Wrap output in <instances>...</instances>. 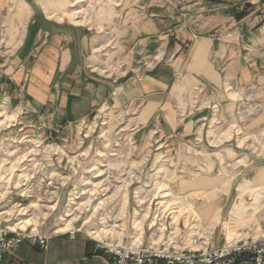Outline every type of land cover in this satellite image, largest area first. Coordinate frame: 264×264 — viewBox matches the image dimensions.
Listing matches in <instances>:
<instances>
[{"label":"crops","instance_id":"0c3cea01","mask_svg":"<svg viewBox=\"0 0 264 264\" xmlns=\"http://www.w3.org/2000/svg\"><path fill=\"white\" fill-rule=\"evenodd\" d=\"M112 1L110 25L98 30L53 19L36 0H0L1 107L48 126L85 121L102 106L108 116L135 113L142 152L152 138L178 162L192 151L189 178L236 184L221 208L230 194L257 197L236 231L264 230V153L251 149L258 140L264 150V0ZM49 236L46 249L23 240L4 264L102 263L84 235Z\"/></svg>","mask_w":264,"mask_h":264},{"label":"rangeland","instance_id":"374dc122","mask_svg":"<svg viewBox=\"0 0 264 264\" xmlns=\"http://www.w3.org/2000/svg\"><path fill=\"white\" fill-rule=\"evenodd\" d=\"M36 1L43 9L51 8L53 19L98 30L110 25L114 3ZM102 68L115 75L110 65ZM104 109L102 106L85 121L48 126L42 120L16 119L14 113L10 114L14 118L9 117L0 104L1 228L38 231L48 240L52 233L81 234L94 243L156 246L165 242L176 249L201 250L238 235L237 221L248 224L252 220L257 208L250 202H258L252 192L250 200L230 194L221 208V194L228 188L234 192L236 184L220 176L189 178V170L196 169L188 160L192 151L186 149L178 162L149 136L145 154L137 147L139 124H130L135 113L108 116ZM258 143L251 148L255 155L264 153L263 142ZM197 165L198 170L214 175L226 171L219 164ZM195 186L197 190H192ZM240 204V209L235 207ZM243 205L252 207L247 217Z\"/></svg>","mask_w":264,"mask_h":264},{"label":"built area","instance_id":"2783aa9c","mask_svg":"<svg viewBox=\"0 0 264 264\" xmlns=\"http://www.w3.org/2000/svg\"><path fill=\"white\" fill-rule=\"evenodd\" d=\"M20 233L0 227V264L5 256L12 254L23 240H31L46 249L48 237L38 231ZM70 235H74L71 231ZM197 239L192 243L197 244ZM200 247L203 248L204 242ZM97 248L103 250L102 264H264V230L249 227L242 233L225 240L217 247H204L201 250L173 248L162 242L156 246L142 243H105L95 241Z\"/></svg>","mask_w":264,"mask_h":264}]
</instances>
